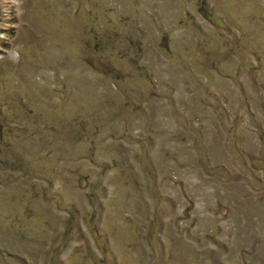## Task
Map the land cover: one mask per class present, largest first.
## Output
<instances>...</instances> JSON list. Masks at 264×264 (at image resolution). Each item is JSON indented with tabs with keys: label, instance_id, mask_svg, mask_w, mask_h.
I'll return each instance as SVG.
<instances>
[{
	"label": "rangeland",
	"instance_id": "rangeland-1",
	"mask_svg": "<svg viewBox=\"0 0 264 264\" xmlns=\"http://www.w3.org/2000/svg\"><path fill=\"white\" fill-rule=\"evenodd\" d=\"M0 264H264V0H0Z\"/></svg>",
	"mask_w": 264,
	"mask_h": 264
},
{
	"label": "clouds",
	"instance_id": "clouds-1",
	"mask_svg": "<svg viewBox=\"0 0 264 264\" xmlns=\"http://www.w3.org/2000/svg\"><path fill=\"white\" fill-rule=\"evenodd\" d=\"M4 38V35L3 34H0V39H3Z\"/></svg>",
	"mask_w": 264,
	"mask_h": 264
}]
</instances>
